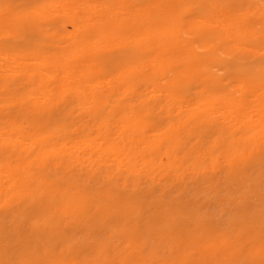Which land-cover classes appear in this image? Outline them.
Masks as SVG:
<instances>
[{
	"label": "bare ground",
	"instance_id": "obj_1",
	"mask_svg": "<svg viewBox=\"0 0 264 264\" xmlns=\"http://www.w3.org/2000/svg\"><path fill=\"white\" fill-rule=\"evenodd\" d=\"M0 264H264V0H0Z\"/></svg>",
	"mask_w": 264,
	"mask_h": 264
}]
</instances>
